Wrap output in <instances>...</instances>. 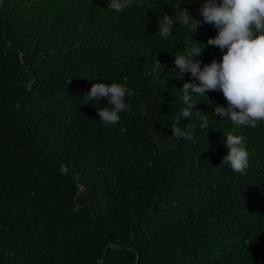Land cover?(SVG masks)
<instances>
[{
  "label": "trees",
  "instance_id": "trees-1",
  "mask_svg": "<svg viewBox=\"0 0 264 264\" xmlns=\"http://www.w3.org/2000/svg\"><path fill=\"white\" fill-rule=\"evenodd\" d=\"M202 2L0 0V264H264V122L216 116L226 101L209 91L190 92L179 121L194 141L169 127L197 82L176 78L175 53L204 44L201 66L222 53L207 45L213 26L197 44L178 22L162 38L157 20L180 3L202 19ZM100 80L134 91L114 125L84 97ZM228 131L245 137L244 174L216 167Z\"/></svg>",
  "mask_w": 264,
  "mask_h": 264
},
{
  "label": "clouds",
  "instance_id": "clouds-1",
  "mask_svg": "<svg viewBox=\"0 0 264 264\" xmlns=\"http://www.w3.org/2000/svg\"><path fill=\"white\" fill-rule=\"evenodd\" d=\"M194 0H189V3ZM142 6V0H108L107 7L116 12H123L133 4ZM175 15L164 13L157 20L159 35L167 39L172 34L173 25L178 22L181 27L189 29V37L196 33L198 26L207 23L213 26L217 34L209 37L207 45L218 47L222 58H213L210 63L197 59L202 54V47H192L187 51H177L174 55L176 78L184 80V74L190 73L197 82L186 80L182 92L183 103L186 108L181 109L175 122L169 127L171 135L179 141L181 138L193 140L190 127L182 129L179 121L192 117V110L197 103H193L190 92L206 95L209 91H219L223 94L226 106L217 104L215 115L229 120L235 126L257 128L264 122V0H203L198 9L202 19L194 18L188 8L181 3L170 5ZM163 50V49H161ZM171 52V51H169ZM157 65H164L157 60ZM179 69V72H176ZM157 69H153L156 72ZM134 95L133 89L127 83L100 82L93 83L85 94V99L96 109L102 123L114 125L121 119L119 113L130 111V104L125 98ZM104 98L107 105L99 107ZM141 111L146 114L143 107ZM200 113V110H197ZM200 128L210 129L208 120L200 115ZM218 130V129H216ZM224 145L228 149L222 158L220 166H230L235 173L244 174L250 168V153L245 146V137L231 131L223 132ZM162 150L167 145H161L154 139ZM208 149V148H207ZM206 149V150H207Z\"/></svg>",
  "mask_w": 264,
  "mask_h": 264
}]
</instances>
